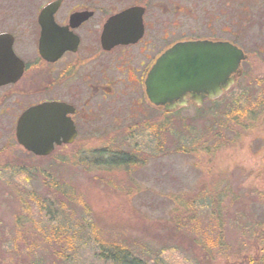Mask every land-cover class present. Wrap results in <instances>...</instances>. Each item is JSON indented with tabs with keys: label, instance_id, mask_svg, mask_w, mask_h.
Wrapping results in <instances>:
<instances>
[{
	"label": "flooded vegetation",
	"instance_id": "flooded-vegetation-1",
	"mask_svg": "<svg viewBox=\"0 0 264 264\" xmlns=\"http://www.w3.org/2000/svg\"><path fill=\"white\" fill-rule=\"evenodd\" d=\"M0 38L12 80L0 85V116H14L18 146L36 158L82 133H164L167 117L182 126L227 117L233 101L245 110L258 98L250 113L264 114V0H0ZM158 64L159 82L177 85L171 103L148 97ZM47 104L63 125L53 151L36 156L18 142V122Z\"/></svg>",
	"mask_w": 264,
	"mask_h": 264
},
{
	"label": "rangeland",
	"instance_id": "rangeland-1",
	"mask_svg": "<svg viewBox=\"0 0 264 264\" xmlns=\"http://www.w3.org/2000/svg\"><path fill=\"white\" fill-rule=\"evenodd\" d=\"M258 100L246 103L245 110L233 101L229 116L200 115L193 126L167 117L164 133H82L79 144L47 159L20 148L11 126L14 116H0V223L13 234L4 250L1 246L0 264L48 256L47 239L56 231L67 233L76 245L75 264H107L95 258L96 236L106 243L158 250L182 242V236L190 243L198 238L194 229L210 234L214 226L217 233H200L201 241L210 243L222 236V245L210 255L174 245L160 264H248L264 249V238L255 237L264 232V176L259 177L264 114L250 113ZM131 123L136 120L124 125ZM110 142L126 153L138 145L146 162L134 168L145 161L139 154L129 171L123 165H95ZM61 157L65 161L58 162ZM19 245L22 251L15 256Z\"/></svg>",
	"mask_w": 264,
	"mask_h": 264
},
{
	"label": "trees",
	"instance_id": "trees-1",
	"mask_svg": "<svg viewBox=\"0 0 264 264\" xmlns=\"http://www.w3.org/2000/svg\"><path fill=\"white\" fill-rule=\"evenodd\" d=\"M236 102L237 104H239L238 101ZM234 109H235V105H234ZM215 127H217V125H215ZM218 131L219 128H216L215 132ZM161 142L162 141L158 142L159 149L163 145V142L162 144ZM101 151L103 152L102 153L103 156L95 161V165L97 164L98 166L105 167L111 165L112 167H114L115 165L116 166L123 165L127 168V171H129L128 169L129 166L135 163L134 161L135 159H137V156L139 154H141L139 155L141 157L144 156L143 159L145 161L142 162L141 165L139 164L138 167H136L137 164L135 163L134 168H139L143 166V164L146 162L143 148H140L136 144L133 146V149H130L127 153L121 152V147H118L115 144H111L108 147V149H103ZM196 215H199V212H196ZM194 219H196L195 216L192 218V220ZM218 228H219L218 226L212 227L211 233H217ZM62 232L60 233L56 231L53 237L47 239V242L49 241V243H51V248H52L48 256L46 253L40 254L38 256L34 255L33 258L31 257V255H29L28 260H26V263L23 260L24 264H75L76 245L74 244L72 239H70L71 237H68L67 233H62ZM194 232L198 234V238L193 239V241H190V243H186L185 241H183V238L186 241L187 239L186 237L182 236L181 237L182 242L178 240H174V243L170 244V246L162 247L161 249L158 250L149 247H145L143 249L142 246L138 247L137 245L130 246V245H120L115 243H106L102 241V239L99 238V236H96L95 258L107 264H160L161 261L165 260L166 254L171 251V249L169 248L174 245H178L180 247H187L189 250L197 251L198 253H203L207 256L210 255L216 247H220L222 245V236L220 234H218V237L216 236L213 237L214 238L213 240L210 239L211 240L210 243L209 241H203V240L201 241V237H203V235L211 236V233L207 234L205 232H202L200 228L194 229ZM11 233L12 232L9 229V227H6L2 225V223H0V237L3 239L6 238L5 240L0 241V250H2L1 246H3V250H4L5 244L8 245L11 243V241L9 240L13 236V234ZM200 233L203 235H201ZM174 234L175 236L178 235L177 232H175ZM255 237L264 238V232L262 233L256 232ZM217 240L218 242H216ZM263 246H264V240H263ZM21 251H22V246L19 245L17 249L14 250L15 256L21 253ZM5 253L9 255L12 252L8 251ZM32 253H35V251L33 250ZM6 256H3L4 260L6 259ZM7 257L11 258L9 256ZM48 257H50L52 260L50 261ZM248 264H264V249L262 255H257L255 257L249 258Z\"/></svg>",
	"mask_w": 264,
	"mask_h": 264
},
{
	"label": "water",
	"instance_id": "water-1",
	"mask_svg": "<svg viewBox=\"0 0 264 264\" xmlns=\"http://www.w3.org/2000/svg\"><path fill=\"white\" fill-rule=\"evenodd\" d=\"M1 39V38H0ZM203 45L207 43H196L195 45ZM184 45V44H183ZM9 53L2 51L0 53V85L9 83L12 80L7 79V69L9 67ZM171 70V69H169ZM162 74L160 64L152 71L149 81L147 82V94L149 99L155 105H160L164 102L171 103L176 98L177 85L166 82L160 83ZM175 74L167 73V78L174 77ZM169 80V79H167ZM193 88L201 87V85L193 84ZM50 112V119L53 122L46 123L47 115ZM60 112L52 107L45 105L36 107L27 111L19 120L17 128V139L28 152L36 156H47L54 149V142H57L58 136H52L57 133L60 122ZM75 135L74 130L71 132V137Z\"/></svg>",
	"mask_w": 264,
	"mask_h": 264
}]
</instances>
